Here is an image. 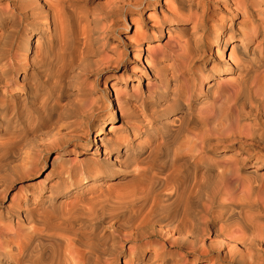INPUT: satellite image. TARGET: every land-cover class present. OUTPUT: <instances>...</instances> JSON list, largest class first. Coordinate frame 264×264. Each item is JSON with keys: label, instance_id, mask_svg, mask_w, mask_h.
<instances>
[{"label": "bare ground", "instance_id": "obj_1", "mask_svg": "<svg viewBox=\"0 0 264 264\" xmlns=\"http://www.w3.org/2000/svg\"><path fill=\"white\" fill-rule=\"evenodd\" d=\"M91 1L0 0V171L6 172L0 198L10 175L40 170L49 147L28 149L34 138L51 137L63 151L73 135L84 141L67 154L75 158L53 159L55 179L41 189L43 200H37L38 189L20 205L6 206L15 225L3 224L0 216V235L24 240L9 251L1 244L0 264H264V197L252 199L254 191L264 193L258 171L264 148L253 140L264 130V51L253 46L264 41V0H164L163 6L161 0H104L88 9ZM215 7L228 17L214 19ZM128 19L136 29L122 45L124 51L137 48L143 73L126 77L152 81L128 94L112 80L90 98L92 82H79L87 71L97 81L108 69V37L116 27L129 31ZM164 33L167 52L151 44ZM212 46L216 55L231 51L211 62L207 102L197 93L204 78L194 65ZM236 46L240 76L232 83ZM104 100L93 137L94 147L104 148L103 167L88 170L100 164L76 156L93 146L88 132ZM112 106L125 133L142 140L96 138L113 119ZM230 146L236 152L227 155ZM241 153L246 156L238 158ZM115 169L130 171L123 190L113 193V185H103L121 177ZM75 193L76 200L66 204ZM108 223L109 233L101 234Z\"/></svg>", "mask_w": 264, "mask_h": 264}, {"label": "rangeland", "instance_id": "obj_2", "mask_svg": "<svg viewBox=\"0 0 264 264\" xmlns=\"http://www.w3.org/2000/svg\"><path fill=\"white\" fill-rule=\"evenodd\" d=\"M102 1H104V0H92L88 4V6H89L88 9H92L90 7L94 8V7L98 6L99 4H101ZM163 2H164V0H161L160 6H163L162 5ZM218 12H221V13L219 14ZM147 14L148 13H146V15H144V18L147 17ZM156 15L159 16V10L158 9L156 10ZM220 15H222V17H226V18L228 17L227 14L220 7H215L213 12L211 11V16L214 19H218V17H221ZM261 17L263 18L264 16H261ZM236 24L233 25L235 30H236L237 27H239V26H236ZM254 26H256V24ZM135 27L136 26L132 25L130 23V20L128 19V29H129V31H127V32L123 31V29L121 27L114 28V30L112 31V34L109 35V37H108L109 38V42H108V48L106 50V52L108 54H110V56L112 57L113 62L106 67L108 69L102 74V76L98 77L97 81L95 80V78H97V77L93 73H91L89 71H87V73L85 74V77L83 76L84 78L82 80H80L79 84H81L82 81L85 80L83 82H85L86 83L85 85H87V86L89 85L88 83L92 82L91 84H93L92 85L93 88H92V86L91 87L89 86L92 89V91H91V89L87 88V86H86V88L88 89V92L90 91L89 92L90 98L99 96L100 95V90L103 89L105 86H107L109 84L108 82H110L112 80H115V82L119 83L118 85H120V87H122L121 91L124 90V92H126L128 94H131V89L135 88V85H137V88L139 90L145 88L144 86H145V83L147 81L146 79L148 77H146V76L144 77L143 76V78L139 79V83H138V81H133L130 77H126L127 73H128V76H130L131 72H133V73L135 72V74H140V75L143 73V69L137 63V61H138L137 58L134 57L137 54V48H135V47L134 48L127 47V51H124V47H123L124 43L126 42V39H125L126 37L127 38L131 37L133 39L132 33L136 29ZM237 37H239V34L237 32H234V34L232 35V38H233V41H234V45H235V43L236 44L238 43L237 42ZM167 38H168V36L166 35V33H164L163 36L161 37V39H154L151 42V44L152 45L159 44L161 50L164 51V52H167V48L163 47V43L167 40ZM257 40H259V39H257ZM253 46L254 47H258V49H257L258 53L264 51V41L262 43H261V41H259L258 45L256 43H254ZM239 49H240V47L236 46L234 48V50H233V58H232V60H233V63H234V66H235L236 69L234 70V72L231 75L228 76V81H231L232 83H234L237 80H239V76H240V72H239V69L237 67L240 64V58H241V50L239 51ZM230 51H231V49L229 47L228 49H226L224 51V55H221L220 53H218L216 55V48L212 46L210 52H208V53H206L204 55V60L203 61L200 60L198 62L197 61L195 62L194 69H195V71H197V70L199 71V72H197V75L200 78H204V81L202 82V84H200V85L198 84L197 85V93H199L198 95H199V98L201 100H203L204 98H208L207 102H209V98L211 97L210 94H207V93L204 92L205 91V85L211 80V78L209 77L210 76V71L209 70L212 68V65H213L211 62L213 60H215V59L217 60V58L219 59L221 56H224V57L226 56V58H227L229 53H230ZM143 54H145V51H144V53L142 52V55L139 57L140 60L142 61V63L144 62V55ZM254 58H257V55ZM115 59H118V61H116ZM132 70H134V71H132ZM213 74H215V73H213ZM215 77H216V75H214V79H215ZM205 78H207V79L205 80ZM148 81H152V80L150 78H148ZM130 82L133 85V87L131 86ZM46 87L47 86H44V89L45 90H49ZM71 87L72 86H69L68 89L69 90H74L73 89L74 87H72V88ZM98 105L99 104H96V106H98ZM106 106H107V103L105 102V100L102 103H100V105L98 106V107H100V109L98 110L99 113H97L98 115L94 119L93 123L90 124L89 132H88V138H89L90 144H92L93 146H90V148L87 150V152L84 155L76 156V158L78 157L77 158L78 160H80L82 158H84V159L88 158L91 161L93 159L94 162L92 160L91 161L92 163H96L97 162L98 164L101 165L100 166V165L91 164V165H89L88 170H94V169H99V168L103 167L104 148L103 147H99L98 143H96L97 145L94 147L93 137H95L96 134L99 131V129L96 126L101 123V119H102L103 115L105 114V110L104 109H105ZM112 110L115 111V113L113 114V119L111 121H105L104 122L105 123V128L103 129V131L101 133V136L100 137L98 136L96 138L100 139V138L104 137V138H106L104 140H107V139L111 140L113 138V136L116 137V138H123L124 137L123 139H126V138L128 139L129 138V140H133V138H134L133 142L135 140L140 139L141 136L135 135V137H133V135H131V134L127 135L125 133L126 126L123 125L122 119L120 117L119 112L117 111V108L112 106ZM41 123H42V121L38 120L37 125H40ZM110 124L114 127V133H112V134L108 133V128H109L108 126ZM84 125H85V123H83L82 126H84ZM83 132H84V134L86 132V127L85 126H84V131ZM257 132H258V135H256L254 137V139H253L254 143L260 149H263L264 148V130H259L258 129ZM73 137H74V135L72 136V138L70 137L71 139L69 138V140L67 141L68 145H67V147H66V149L64 151L62 150L61 147H59V145H57L55 143H52L51 137H49L47 139L46 138L41 139V137H37L36 139L34 138L32 140L33 142H31L29 144V146L27 147L28 149L31 148L30 150L41 152L43 150L42 146H44L46 144H48L49 148L47 150H45V152L42 154V157H41L42 161H41V164H40V167H39L40 170L38 172L30 174L28 176H21V178H18V176H16V175H10L9 176L11 180L8 178V183H6V190L4 191L3 197L0 198V214H1L0 216H2V218H3V220L1 221L3 224L10 225V226H14L15 225V220H13L14 219V215L12 214L13 211L6 209V206H10L11 207V206L14 205V203H12V201L15 202V206L16 205H20L19 203L23 202V199L25 198L26 195H30L31 192L37 191L38 189H40L41 193H40V195H39L37 200L38 201L39 200H43V198H44V196L46 194V191L45 190L41 191V189L42 188H46L48 186V184L53 182V180L55 179V177L53 176V173H52L53 169L56 167V165H54V163L52 164L53 159L56 157L55 159H57V160H55V162H61V161H64V160H66L68 158H72V157L75 158L74 156H67V154H69L74 149V146H73L74 144H76V143L84 144V141L79 140V138H77V137L76 138H73ZM140 140H142V139H140ZM258 142L260 144H257ZM131 146H133V145H131ZM96 147L98 148V151H97V149L95 150ZM34 148H36V149H34ZM223 148H225L224 145H221V146L217 147L216 148V152H218V154H219V152H223L222 151ZM233 148H236V146L228 147L229 151H226L225 153L227 155H229V154H232L233 152H236V151H232V150H234ZM243 154L244 153H241V155H237V157L238 158L245 157L246 154H244V155ZM129 158H133V153L132 152L129 154ZM118 159L121 160V161L124 160V155H122V151L119 152ZM253 162H254V159H250L249 161H245V163L243 164L242 169H241V172H242L243 176H244L245 172L251 167V164ZM114 171L118 172L121 177H118L117 179H113V180H110V181H106L107 184L103 185L104 187H106V186L110 187L111 185H113V186L110 187L113 193L123 190V188H124V186L126 184V181H127V175L129 174V173H127V171L129 172L130 170L115 169ZM258 171H259L260 179L264 178V166L261 167L260 169H258ZM2 175L5 176L6 172L5 171L4 172L0 171V176L2 177ZM123 176H125V177L122 178ZM259 177H257V178H259ZM260 179H258V180H260ZM116 180H118V181H116ZM110 182H112V183H110ZM108 183H109V185H108ZM252 186H254V185H252ZM263 187L264 186L261 187L262 191H264ZM72 188H73V185L71 186L70 189H72ZM257 191H254L255 194H252V199H256L259 196H260L259 198L264 197L263 196L264 195L263 192L261 193V192L258 191V193H261V195L263 194L261 196V195H259L257 193ZM76 194L77 193H75L74 195H71L69 198H67L65 203L67 202L66 204H68V203L70 204L71 202L76 200V198H75ZM86 196L87 197H91L92 194L89 193V195H88V193H87ZM7 221H8V224H7ZM10 222H12V223L9 224ZM107 226H110V223H108L105 226V229H103L100 232L101 234L105 233L107 235V233H109V228ZM19 237L20 238H18V237L12 238V237H9V236H6V235H0V246H1V244H4V245L1 246V248H3V250L5 249L6 251L11 250L12 246H14V243L17 242L16 244H20V243H22V240H24L23 239L24 237H22V236H19ZM3 239H5L6 241L3 240ZM18 239L20 241H18ZM73 248H74L73 249L74 251L77 250L76 252L81 251L80 250L81 248L78 247L77 245H74ZM164 250H165L164 252H169V250L170 251H174V250H171L169 248L168 249L166 248ZM152 251L153 250H151L150 253H153ZM191 258H192L191 256L186 257V259H188V260H191Z\"/></svg>", "mask_w": 264, "mask_h": 264}]
</instances>
